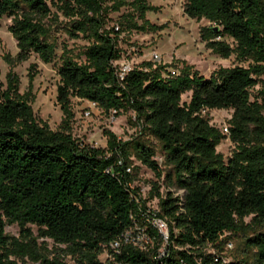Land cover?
Segmentation results:
<instances>
[{
	"label": "trees",
	"instance_id": "trees-1",
	"mask_svg": "<svg viewBox=\"0 0 264 264\" xmlns=\"http://www.w3.org/2000/svg\"><path fill=\"white\" fill-rule=\"evenodd\" d=\"M155 10L147 0H0V20L10 19L17 62L31 55L55 62L51 25L60 16L68 21L69 38L88 42L78 55L63 45L58 56L62 120L56 131L35 117L30 93L19 92L11 70L5 84L0 81V264L25 257L66 264L39 252L29 226L38 238L64 246L76 264H102L104 248L136 228L146 231L151 248L124 244L118 253L108 251L109 264H264V0L183 5L185 16L209 23L199 32L206 49L246 66L219 68L204 78L185 63L172 76L168 65L145 61L119 77L114 63L123 56L121 35L158 31L146 19ZM121 11L109 27V15ZM185 93L188 101H182ZM73 98L117 117L132 112L139 135L122 142L107 133L105 149L74 138ZM211 110L232 111L228 135L210 125L203 113ZM226 139L234 149L224 159L216 148ZM131 157L163 179L164 197L160 185H152L158 214L147 212L133 187ZM154 217L167 223L165 243L149 224ZM13 225L20 239L6 234ZM246 229L251 233L243 249L226 262V245Z\"/></svg>",
	"mask_w": 264,
	"mask_h": 264
},
{
	"label": "rangeland",
	"instance_id": "rangeland-1",
	"mask_svg": "<svg viewBox=\"0 0 264 264\" xmlns=\"http://www.w3.org/2000/svg\"><path fill=\"white\" fill-rule=\"evenodd\" d=\"M147 2L156 8L155 11H150L146 14V19L150 24L160 27L156 32L139 33L131 32L122 34V42L120 47L123 51L121 58L124 63L131 67H136L140 63L151 60V54L157 53L160 57V62L156 65H168L170 70L176 69L185 63L197 71L199 75L208 78L215 70L219 68H230L234 66H246L245 63H239L234 56L228 59H221L205 48L204 43L200 41L199 32L202 27L209 25L205 20L196 21L188 18L183 13V5L185 0H147ZM112 13L109 15L108 26L111 27L117 23V18L122 14ZM68 21L62 16L58 22L52 23V36L57 40V57L52 64H43L40 60L31 55L24 62L16 61L18 49L12 36L7 31L10 24V19L0 20V81L5 84L6 74L11 70L19 79V92L30 93L33 101L31 103L33 113L38 120L46 123L53 131L59 129L62 120V113L59 106L56 104V88L59 78L56 75L55 68L59 64L58 56L61 54L62 46H66L71 50L73 55H78L82 49L87 46L88 42L85 39H71L65 32ZM226 42L232 44L230 39H225ZM8 58V61L5 60ZM153 63V62H152ZM33 66V68H31ZM33 74L34 78L29 83V75ZM264 84V75L260 77ZM261 86H256L251 90L252 95H255ZM190 93H185L182 96V101H188ZM71 110L73 117L71 120V133L74 138L83 141L93 147H107L108 134L116 136L117 140L122 142L131 141L139 135V127L134 122V114L126 112L120 116H114L112 112L106 113L97 106H92L87 101L73 98L71 100ZM88 113V114H86ZM210 122V125L218 128L221 133L224 127L228 128V120L231 118V110H211L203 113ZM234 146L226 139L217 146L216 152L221 154L224 159L232 154ZM132 167L134 171L133 187L136 189L141 201L144 202L147 212L158 214L159 198L152 191V185L158 183L160 185L159 195L164 197L166 187L163 184V179L143 166L134 157H131ZM155 159L160 164L161 158L156 156ZM133 169V168H132ZM172 191V190H171ZM175 196L180 195V192L174 193ZM250 218L244 220V225L249 224ZM32 237L41 244L40 253L53 259L54 256L60 257L66 264H76L75 258L71 255H65V247L56 245L51 240L38 238V232L35 227L29 226ZM259 230V229H255ZM6 234L20 239L19 228L15 225L5 228ZM251 233L249 229L232 236L231 240L226 245L224 260L229 261V255H238L243 249L245 236ZM135 244L147 251L151 248V240L141 235L134 233ZM163 244L160 251L164 249ZM102 264L112 263V258L105 252L98 256ZM19 264H38L34 263L28 257L19 261Z\"/></svg>",
	"mask_w": 264,
	"mask_h": 264
},
{
	"label": "built area",
	"instance_id": "built-area-1",
	"mask_svg": "<svg viewBox=\"0 0 264 264\" xmlns=\"http://www.w3.org/2000/svg\"><path fill=\"white\" fill-rule=\"evenodd\" d=\"M151 60L154 63H159L161 59H160L159 55L154 52L151 54ZM114 67H116L118 75L121 78L132 69V67L129 64L124 63V61H122L121 59L114 63ZM170 72H171V75L174 76L178 73V68L170 70ZM90 104H92V106H94V107L96 106L93 103H90ZM86 114H88V113H86ZM223 131L225 132L224 134L228 135V128L227 127H224ZM149 224L151 225V227L155 228L158 231L163 242L165 243L167 241V238H168L167 223L160 218L154 217L153 219H151L149 221ZM135 231L137 232V234H136L137 236L141 235L145 238L150 239L144 229L136 228L132 231H128V232L124 233L119 239L111 242L109 244L108 248H106V247L104 248L103 252L107 253L109 255V257L112 258V254H110L108 252L109 250L112 253H118L121 250V246L124 244H132L133 246L138 247L135 244V240H134V237H136V236H134ZM139 248H141V247H139Z\"/></svg>",
	"mask_w": 264,
	"mask_h": 264
}]
</instances>
